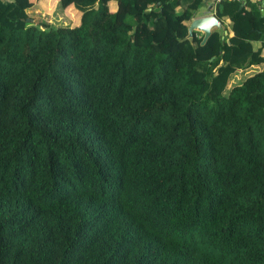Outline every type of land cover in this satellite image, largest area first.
Returning a JSON list of instances; mask_svg holds the SVG:
<instances>
[{
  "label": "trees",
  "instance_id": "obj_1",
  "mask_svg": "<svg viewBox=\"0 0 264 264\" xmlns=\"http://www.w3.org/2000/svg\"><path fill=\"white\" fill-rule=\"evenodd\" d=\"M201 1L0 0V264H264V14Z\"/></svg>",
  "mask_w": 264,
  "mask_h": 264
},
{
  "label": "rangeland",
  "instance_id": "obj_2",
  "mask_svg": "<svg viewBox=\"0 0 264 264\" xmlns=\"http://www.w3.org/2000/svg\"><path fill=\"white\" fill-rule=\"evenodd\" d=\"M35 2V5L28 9V14L32 18L33 22H52L55 24L60 23H74L78 20V14L73 13L71 9H69L67 12L59 10L55 6V2L52 0H33ZM109 8H114V4H110ZM246 73V72H245ZM244 72L241 70H237L234 75V79H231L229 83L231 84V81L236 80L237 78H242L245 75ZM228 84V86H230Z\"/></svg>",
  "mask_w": 264,
  "mask_h": 264
},
{
  "label": "crops",
  "instance_id": "obj_3",
  "mask_svg": "<svg viewBox=\"0 0 264 264\" xmlns=\"http://www.w3.org/2000/svg\"><path fill=\"white\" fill-rule=\"evenodd\" d=\"M52 1L55 2V0H52ZM216 1L217 0H202L201 4L195 10L194 16H199V15H204V14H214V5H215ZM70 7L71 6H67L66 8H64V11H67V9L69 10ZM262 14H264V11H263ZM215 17L219 21V26H217L214 23H212V25L210 26L212 28V30L215 29V30L219 31L221 33L222 37L223 36L228 37L229 35H231L232 34V30L230 29V23H229L228 17H226V16L218 17L216 15H215ZM189 21L190 20H187L185 22L186 26L189 23ZM195 32L201 33V31L199 29H193L192 35ZM252 43H254V46L257 45L256 41H253ZM260 52H261V55H264V46L261 48ZM263 65H264V63L261 62V63H258V64H251L250 67L258 69V68L262 67Z\"/></svg>",
  "mask_w": 264,
  "mask_h": 264
},
{
  "label": "water",
  "instance_id": "obj_4",
  "mask_svg": "<svg viewBox=\"0 0 264 264\" xmlns=\"http://www.w3.org/2000/svg\"><path fill=\"white\" fill-rule=\"evenodd\" d=\"M245 0H240V6L244 4ZM259 11L262 14L264 11V0H259ZM214 23L219 26V21L215 17V14H204L199 16H192L187 24V37L191 39L193 29H199L202 33L201 41H204L208 36L212 28L210 27Z\"/></svg>",
  "mask_w": 264,
  "mask_h": 264
}]
</instances>
